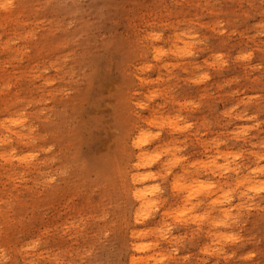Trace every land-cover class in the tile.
Wrapping results in <instances>:
<instances>
[{
    "label": "rangeland",
    "instance_id": "obj_1",
    "mask_svg": "<svg viewBox=\"0 0 264 264\" xmlns=\"http://www.w3.org/2000/svg\"><path fill=\"white\" fill-rule=\"evenodd\" d=\"M13 5L0 7V264H264V172L238 190L229 227L177 221L193 205L173 190L193 165L189 188L234 183L199 169L218 151L242 173L264 168L254 154H264V0ZM134 122L156 136L148 156L161 155L137 186L158 189L149 199L163 204L137 224L145 208L115 186L118 169L137 163L123 147ZM169 142L183 158L170 175ZM163 220L167 239L153 233Z\"/></svg>",
    "mask_w": 264,
    "mask_h": 264
},
{
    "label": "bare ground",
    "instance_id": "obj_2",
    "mask_svg": "<svg viewBox=\"0 0 264 264\" xmlns=\"http://www.w3.org/2000/svg\"><path fill=\"white\" fill-rule=\"evenodd\" d=\"M9 44L6 43L4 49H8ZM187 52V51H186ZM159 59V58H157ZM6 78V77H5ZM3 78V80H5ZM138 122H134L132 128L129 130V136L126 142H124L123 147L127 149L130 158H137V163L134 164V167L131 170H128L127 167H120L117 172L116 177V184L118 190H122L128 195L132 196V203L139 202L142 207H144V212L141 214H136L135 222L143 221L146 222L151 216L153 209L159 208L163 204L160 205V201H156L153 198L149 199V197L157 196L156 194L159 190L154 188L152 190H145L143 186H137L139 183L147 182L154 178L155 174L151 173H140L138 172L141 168L151 167L155 163H157L161 159V155H150L149 151H147L148 146L152 145L154 142L153 136L147 134L144 129H139ZM151 124H165L172 128H175L177 132H182L183 129L191 128V124L181 125L180 121L176 120H168L165 118H161L160 120L157 118L151 120ZM22 124H25L22 123ZM135 130H139L136 132ZM135 131V132H134ZM135 134V135H134ZM134 135V136H133ZM164 149V150H163ZM163 154H167L170 157L166 159V174L170 175L173 171L172 168L174 166H178L183 164V158L178 154V148L175 145V142H169L165 144L163 147ZM257 159H261L264 156L263 153L254 152ZM14 157H17L19 160H24L27 155L17 156L16 152H14ZM238 157V155H237ZM236 157V158H237ZM235 158V157H234ZM192 167H187L183 174L179 178H175L173 190L177 193L179 197L184 192H187V196H185V202L192 204V209L187 214H182L181 216L176 217L177 221L186 222V220H191L192 222L199 221V223L208 222L209 225H217L220 227H229L231 226L232 219L234 215H232V211L239 212L242 210L240 205H234V199L238 193V190L250 184L252 188L255 186V178L260 176L264 172V168H254L249 174L242 173L241 166H239V162H231L230 156L224 151H218L216 156H212L209 161H203L200 165L199 169L203 171L209 170L212 173H218L219 176H223L224 173L232 172L236 176L234 178V183L226 181L222 183L219 179H214L213 182L202 184L201 186H192L188 187L185 185V180L188 177L193 175ZM135 170H137L135 172ZM202 172H198V174H202ZM168 175L160 174V178H167ZM200 183V184H201ZM212 187H209V186ZM197 187V188H196ZM196 188V189H195ZM222 192V194H219ZM227 193L228 195H225ZM240 199L244 200L242 204L248 203L250 201V197L240 193ZM217 196L215 199L214 197ZM193 198L196 199V203L192 200ZM212 200V201H211ZM211 201V202H210ZM210 202L211 209L220 210V212L225 214L224 221H221L218 217L219 215H213L212 210L208 212L205 216L198 218L195 215H192V212L199 208L201 205ZM221 206V208H219ZM183 212V211H181ZM171 212L165 211L163 213L164 218L170 215ZM188 216V217H187ZM172 217V216H171ZM169 217V218H171ZM171 222H166L163 220V223L160 224L153 230V233L159 235L161 238L167 239V234L169 236L172 235L171 233ZM135 234V231L132 232V236ZM220 235V234H219ZM168 236V237H169ZM221 236V235H220ZM132 264H135L136 259H131Z\"/></svg>",
    "mask_w": 264,
    "mask_h": 264
},
{
    "label": "snow or ice",
    "instance_id": "obj_3",
    "mask_svg": "<svg viewBox=\"0 0 264 264\" xmlns=\"http://www.w3.org/2000/svg\"><path fill=\"white\" fill-rule=\"evenodd\" d=\"M13 6H14V5H13V0H5L4 3H0V7H2V8H11V7H13ZM154 38H155V39H159L160 37H159V36H155ZM244 58L247 59V57H244ZM218 59H220V58H218ZM204 78L207 79L206 76H205ZM237 159H239V157H237ZM261 159L264 160V156H262ZM209 187H212V186L210 185ZM258 191L261 192V193H264V187L259 188ZM225 195H228V194L225 193ZM227 239H229V240H234V239H236V238L233 237V236H229V237H227Z\"/></svg>",
    "mask_w": 264,
    "mask_h": 264
}]
</instances>
